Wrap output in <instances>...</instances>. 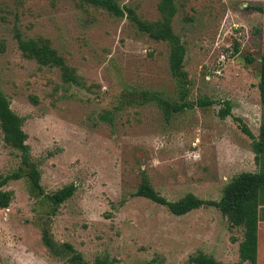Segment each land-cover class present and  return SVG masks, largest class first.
<instances>
[{"label":"rangeland","instance_id":"374dc122","mask_svg":"<svg viewBox=\"0 0 264 264\" xmlns=\"http://www.w3.org/2000/svg\"><path fill=\"white\" fill-rule=\"evenodd\" d=\"M114 1L141 20L160 17L158 0ZM176 6L172 28L186 49L184 99L169 71L167 44L139 32L126 12L117 18L87 0H0V90L23 119L44 194L75 186L56 209L32 195L25 178L0 188L12 193L0 209V264H70L74 253L88 264H189L198 252L240 264L243 230L231 228L216 208L175 216L134 193L144 172L168 201L188 193L219 200L232 177L258 170L242 127L258 136L264 0H176ZM15 29L48 40L79 85L23 57ZM145 90L192 107L166 120L154 102H134ZM199 99L212 105L201 108ZM225 102L231 110L221 118ZM19 166L0 134V178ZM44 231L54 251L42 242ZM257 264H264V206Z\"/></svg>","mask_w":264,"mask_h":264},{"label":"trees","instance_id":"16d2710c","mask_svg":"<svg viewBox=\"0 0 264 264\" xmlns=\"http://www.w3.org/2000/svg\"><path fill=\"white\" fill-rule=\"evenodd\" d=\"M96 6H100L110 15L121 18L124 12L127 13L129 21L143 34L149 38L165 42L168 46V67L171 76L177 84L182 87L181 97L186 96L184 86L187 83L186 73L183 71L186 49L181 39L174 33L172 20L177 14L176 0H158L157 9L159 19L153 22L141 20L131 8H120L114 0H87ZM17 49L23 57L35 61L44 67L56 68L59 71L60 79L64 84L79 85L75 71L66 64L64 58L51 47L50 42L43 38H25L18 29L14 30ZM237 51V48H235ZM248 63L252 58L246 57ZM260 68L258 73V92L262 108L261 122L258 136L254 137L248 128L242 127V132L253 140L252 152L254 162L258 166L256 172H241L232 177L222 188L219 200H203L188 193L177 201H168L161 196L152 186L146 173L140 175L139 184L134 193L135 196L145 198L153 203L165 206L175 216L185 215L201 207H214L225 217L231 228H241L243 237L238 245L240 264H257V243L259 209L264 206V52L260 56ZM134 102L145 104L154 102L162 110L165 119L171 115L191 108L189 102L170 103L158 94L149 91H140L133 95ZM196 104L201 107H208L212 102L206 99L197 100ZM230 104L225 102V107L220 110L221 118L230 114ZM23 119L15 114L9 105L5 94L0 90V134L6 146L17 152L20 160L18 172L10 176L0 178V188L9 180L25 178L29 190L35 197H44L51 204L53 209L59 207L68 200L75 192L73 184L58 189L51 195H45L40 185V172L37 165L32 161L29 146L26 144L27 135L22 129ZM12 201V193L0 190V209L8 207ZM42 242L50 250H55L47 231L43 232ZM65 250L73 252L72 248L64 244ZM70 264H88L84 262L78 253L72 254L68 259ZM94 264H111L107 260L97 259ZM189 264H222L211 256L202 252L191 256Z\"/></svg>","mask_w":264,"mask_h":264}]
</instances>
